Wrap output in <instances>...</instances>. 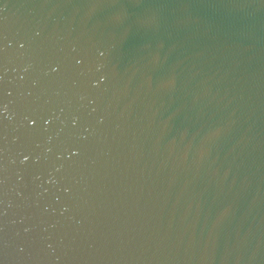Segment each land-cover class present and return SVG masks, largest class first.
<instances>
[{"label": "water", "instance_id": "obj_1", "mask_svg": "<svg viewBox=\"0 0 264 264\" xmlns=\"http://www.w3.org/2000/svg\"><path fill=\"white\" fill-rule=\"evenodd\" d=\"M0 264H264V0H0Z\"/></svg>", "mask_w": 264, "mask_h": 264}]
</instances>
